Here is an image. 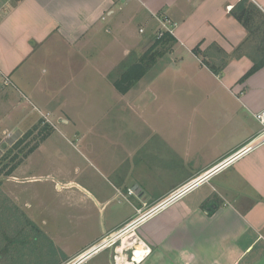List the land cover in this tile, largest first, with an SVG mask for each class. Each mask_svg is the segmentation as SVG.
I'll use <instances>...</instances> for the list:
<instances>
[{"label":"rangeland","instance_id":"obj_1","mask_svg":"<svg viewBox=\"0 0 264 264\" xmlns=\"http://www.w3.org/2000/svg\"><path fill=\"white\" fill-rule=\"evenodd\" d=\"M115 12L125 13L121 4ZM106 34L93 41L97 47H88L96 52L91 56L49 37L21 59L10 75L13 84L0 86V206L16 204L30 220L13 239V264H53L90 246L109 225L137 214L135 206L142 201L135 190L129 193V185L153 196L180 179L212 144L226 146L237 136L226 128L239 127L243 135L252 123L247 98L236 99L234 87L221 82V72L204 71L206 85H194L186 77L175 78L180 69L173 70L164 56L129 92L120 93L112 78L139 56L132 48L144 38L137 23L128 38L109 40ZM109 42L112 52H97ZM237 114L242 120L234 126ZM45 124L51 134L24 156ZM35 125L14 177L5 174L3 164L19 151H10L12 141ZM4 130L15 132L9 145H4ZM110 251L83 264H111Z\"/></svg>","mask_w":264,"mask_h":264},{"label":"crops","instance_id":"obj_2","mask_svg":"<svg viewBox=\"0 0 264 264\" xmlns=\"http://www.w3.org/2000/svg\"><path fill=\"white\" fill-rule=\"evenodd\" d=\"M121 1L0 0V68L13 76L33 46L44 44L52 36L68 47L74 46L77 54L91 56L96 52L88 47H97L93 41L99 34L108 33L109 40L125 39L136 23L144 40L132 49L142 56L156 40L159 14L176 24L175 35L166 36L157 47L163 52L158 59L167 57L173 70L180 69L175 78L186 77L194 85L205 86L206 73L215 74L194 48L200 46L214 55L216 47L212 45L221 47L228 56L221 82L234 87L230 91L239 101L242 102L243 96L247 98L244 106L252 115V123H247L250 126L243 135L239 127L226 128L230 136L236 133L237 136L230 137L226 146L219 141L212 144L210 152L195 159L180 179L160 188L153 196L146 195L139 186L131 188L142 201L135 209L146 211L171 190L208 171L259 133L261 124L254 114L264 108V0ZM118 4L125 13L116 14ZM254 6L261 12L253 10L250 15ZM237 15L243 18L250 15L247 25ZM112 45L111 42L108 47L106 43V48L101 45L97 52H112ZM132 49L126 52L129 54ZM257 63L263 65L245 78ZM237 115L238 123L234 126L241 124L242 118ZM10 176L14 177L13 173ZM109 202L110 199L102 203V208ZM133 217L130 214L109 225L104 234L115 231ZM137 234L152 248L139 264H264V142L213 174L181 200L143 220ZM81 251L66 255L63 261L68 262ZM113 254L112 249L108 255L111 264H115Z\"/></svg>","mask_w":264,"mask_h":264},{"label":"built area","instance_id":"obj_3","mask_svg":"<svg viewBox=\"0 0 264 264\" xmlns=\"http://www.w3.org/2000/svg\"><path fill=\"white\" fill-rule=\"evenodd\" d=\"M156 18L160 21V27L156 31L155 35L156 39H161L165 35H175L176 24L169 17L159 14L156 15ZM140 31L144 32V28H141ZM12 84L13 80H11L10 74L6 73L3 69L0 68V86L5 87ZM254 115L256 119L260 122L261 129L259 133L254 136L251 140H249L244 146L224 158L222 161L217 163L208 171L203 172L198 176L180 184L179 186L171 190L163 198L153 203L148 210L143 211V209L138 208L137 214L129 221H127L123 225V227H119L115 231L105 234L97 242L91 244L90 246L82 250L80 253H78L76 256H74L70 260L69 264H83L90 258H93L97 254L109 248H112L114 250L113 260L115 264H126V262H131L132 264H139L140 262H142L151 253L152 248L147 242H145L141 238V236L137 234V228L139 227L141 222L146 218L160 212L161 210L181 200L195 188L208 181L213 174L229 166L236 159L251 151L256 145L263 143L264 108L256 112ZM14 135V131L5 130L2 138L4 140V145H9V140H11ZM18 139L19 137L12 141L11 145H13ZM129 193L134 194V191L130 189ZM132 234H135L134 238L129 237ZM65 264H68V262H66Z\"/></svg>","mask_w":264,"mask_h":264},{"label":"trees","instance_id":"obj_4","mask_svg":"<svg viewBox=\"0 0 264 264\" xmlns=\"http://www.w3.org/2000/svg\"><path fill=\"white\" fill-rule=\"evenodd\" d=\"M253 9L249 11L250 15L253 10H258L261 12L257 7H252ZM250 15L246 17H242L241 15H237L238 18L247 25V22L250 19ZM165 35L161 39H156L153 44L149 47V49L142 55V56H136L132 59V61H129L128 65L124 66L122 71L119 72V75L117 77H113V85L115 88L122 94H126L131 90V88L142 78L145 76L149 68L154 64V62L158 59V57L163 53L161 50H157V47L161 45L163 40L166 38ZM213 48L216 51L214 52V55H212L208 50H202L200 46H196L194 48V52L196 54L202 55L204 57V62L207 64V66L213 71V73H216L217 75L222 72L223 68L225 67L227 63V54L221 47L217 46L216 44L212 45ZM211 46V49H212ZM125 65V64H124ZM263 64L257 63L255 67H253L250 71H248L245 74V78L252 73V71H255L259 67H261ZM41 120V119H40ZM38 125H35L31 129H29L26 133L23 134L14 144L12 147H10V151H14L15 149H19L18 152L14 153L13 156L10 158V161L3 164L4 166L1 168L4 169L5 174L11 175L14 170L18 167L19 163L21 162V159H18L19 153L23 152L25 149V145L29 142L25 141L33 135V132L36 130ZM51 126L49 124H45L41 130L39 131V141L31 146L26 152H24V156H28L30 153H32L36 149V145L39 144V142L44 141L49 137L51 134ZM30 141V140H29ZM24 144V145H23ZM23 145V146H22ZM22 146V147H21ZM8 152L4 157H8ZM11 206L8 207H1L0 206V264H13L14 259L11 261L10 256L15 255L17 251H15V243L14 240L17 238L18 233L24 230L23 225L25 226L28 224L29 221L28 218L19 213V208L16 206V204H10ZM13 206V207H12ZM8 207V208H7ZM4 209L3 211H1ZM16 209V211H15ZM25 220H23L22 218ZM17 220V221H16ZM65 259V258H63ZM63 259L53 263V264H65L66 262L63 261ZM10 260V261H9Z\"/></svg>","mask_w":264,"mask_h":264},{"label":"bare ground","instance_id":"obj_5","mask_svg":"<svg viewBox=\"0 0 264 264\" xmlns=\"http://www.w3.org/2000/svg\"><path fill=\"white\" fill-rule=\"evenodd\" d=\"M134 236H135V234H132L131 236H129V237H133L134 238ZM129 240H131V239H129ZM141 248V247H140ZM138 258V257H137ZM126 261V260H125ZM126 264H132L131 262H126Z\"/></svg>","mask_w":264,"mask_h":264},{"label":"water","instance_id":"obj_6","mask_svg":"<svg viewBox=\"0 0 264 264\" xmlns=\"http://www.w3.org/2000/svg\"><path fill=\"white\" fill-rule=\"evenodd\" d=\"M129 187L136 189L137 186H134V184H131Z\"/></svg>","mask_w":264,"mask_h":264}]
</instances>
